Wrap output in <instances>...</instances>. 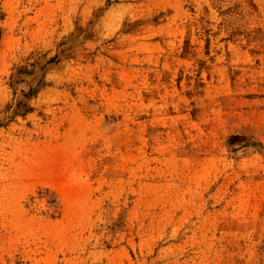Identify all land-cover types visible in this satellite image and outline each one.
Masks as SVG:
<instances>
[{"label": "rangeland", "instance_id": "374dc122", "mask_svg": "<svg viewBox=\"0 0 264 264\" xmlns=\"http://www.w3.org/2000/svg\"><path fill=\"white\" fill-rule=\"evenodd\" d=\"M0 264H264V0H0Z\"/></svg>", "mask_w": 264, "mask_h": 264}]
</instances>
